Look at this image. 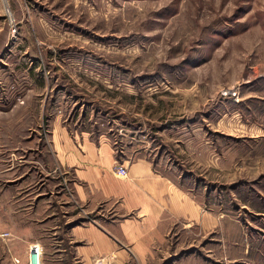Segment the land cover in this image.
Here are the masks:
<instances>
[{
	"label": "rangeland",
	"instance_id": "obj_1",
	"mask_svg": "<svg viewBox=\"0 0 264 264\" xmlns=\"http://www.w3.org/2000/svg\"><path fill=\"white\" fill-rule=\"evenodd\" d=\"M58 115L120 156L172 168L226 215L229 248L245 241L264 255V0H0V264H30L9 243L38 193L64 229L59 175L39 171ZM190 240L170 234L149 264H244L218 232ZM40 264L57 263L44 251Z\"/></svg>",
	"mask_w": 264,
	"mask_h": 264
},
{
	"label": "crops",
	"instance_id": "obj_2",
	"mask_svg": "<svg viewBox=\"0 0 264 264\" xmlns=\"http://www.w3.org/2000/svg\"><path fill=\"white\" fill-rule=\"evenodd\" d=\"M66 125L61 116L54 119L39 160L41 174L48 176L56 170L59 175L64 229L60 231L62 224L52 220L55 214L49 204L51 195L46 196L49 192L38 193L43 200H37L31 212H17L11 228L10 251L20 254L23 263L28 260L29 247L36 243L41 248L40 259L45 251L57 264H129L132 259L136 264H149V259L170 250V234L178 241L189 236L188 247H193L198 237L218 232L222 251L231 260L243 256L244 264H264V255H250L254 245L242 241L239 248H229L232 240L227 235L231 230L226 226V215L214 213L201 198L182 187L172 168H161L138 150L120 156L107 136L71 131ZM119 161L127 167L126 177L114 173ZM12 169L11 182H15L19 177ZM21 217L30 222L20 221ZM46 229L52 231L50 238L43 236ZM232 230L231 237L238 233ZM56 233L62 241L59 254L51 248L58 240ZM187 258L188 262L178 264H208L193 255Z\"/></svg>",
	"mask_w": 264,
	"mask_h": 264
},
{
	"label": "built area",
	"instance_id": "obj_3",
	"mask_svg": "<svg viewBox=\"0 0 264 264\" xmlns=\"http://www.w3.org/2000/svg\"><path fill=\"white\" fill-rule=\"evenodd\" d=\"M118 154V153H117ZM114 173L118 176L126 177L127 176V167L123 162H116L114 166ZM29 261L30 264H40V255H41V248L36 244L33 243L29 247Z\"/></svg>",
	"mask_w": 264,
	"mask_h": 264
},
{
	"label": "trees",
	"instance_id": "obj_4",
	"mask_svg": "<svg viewBox=\"0 0 264 264\" xmlns=\"http://www.w3.org/2000/svg\"><path fill=\"white\" fill-rule=\"evenodd\" d=\"M54 95H55V96H54V97H55V99H54V104H53V105H55V107H57V105L59 106V104H58V103H59V101L57 100V99H58V97H56V95H57V92H55V93H54ZM51 110H52V109H51Z\"/></svg>",
	"mask_w": 264,
	"mask_h": 264
},
{
	"label": "bare ground",
	"instance_id": "obj_5",
	"mask_svg": "<svg viewBox=\"0 0 264 264\" xmlns=\"http://www.w3.org/2000/svg\"><path fill=\"white\" fill-rule=\"evenodd\" d=\"M39 245V244H38Z\"/></svg>",
	"mask_w": 264,
	"mask_h": 264
}]
</instances>
